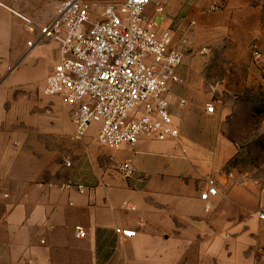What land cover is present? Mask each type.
<instances>
[{"label": "crops", "instance_id": "1", "mask_svg": "<svg viewBox=\"0 0 264 264\" xmlns=\"http://www.w3.org/2000/svg\"><path fill=\"white\" fill-rule=\"evenodd\" d=\"M59 2L0 0L42 25L53 18ZM241 2L168 0L158 17L172 45L186 54L169 93L178 139L140 140L111 151L96 144L94 126L79 142L65 128L53 135L48 129L36 147L43 155L56 148L69 163L58 161L50 169L35 166L33 152L26 149L31 135L0 132V264H264V220L258 217L264 210V163L250 169L231 165L242 154V142H251L253 156H264V113L257 114L259 104L243 99L246 92L264 91V57L240 60L237 52L248 42L226 35L241 18L235 16L239 9L256 13ZM151 10L146 8L148 14ZM30 39L24 22L0 6V82L14 65L5 79L12 87L50 73L57 44L29 50ZM215 50L221 62L217 70L211 68ZM210 76H218L216 84ZM215 91L219 97L211 102ZM207 103L214 105V114H206ZM2 118L0 104V124ZM252 119L257 128L245 135ZM124 162L134 170L130 178L118 171ZM227 172L245 184L225 179ZM213 177L219 194L204 212L199 195ZM76 185L84 187L83 194ZM124 201L134 210L123 207ZM75 226L86 230L85 238H76ZM116 228L136 236L121 238Z\"/></svg>", "mask_w": 264, "mask_h": 264}, {"label": "built area", "instance_id": "2", "mask_svg": "<svg viewBox=\"0 0 264 264\" xmlns=\"http://www.w3.org/2000/svg\"><path fill=\"white\" fill-rule=\"evenodd\" d=\"M167 2L124 0L100 6L83 0H60L53 18L43 25L0 3L24 22L31 34L26 42L29 50L45 42L57 44V62L39 81L40 92L44 97L60 98L71 108L73 142L81 141L93 126L96 144L111 151L124 144L134 146L140 140L178 139V127L169 111V93L170 86L179 81L176 69L186 54L182 47L172 45L170 31L157 24ZM96 6L101 12L93 20ZM149 6L152 10L148 14ZM15 69L16 65L9 66L7 71L10 74ZM205 112L214 114V105L207 103ZM118 171L124 178L134 175L130 162L122 163ZM224 177L234 184H245L233 172L224 173ZM75 188L84 193L82 185ZM218 194L216 179L209 178L199 195L204 212L210 210L209 199ZM122 206L134 210L126 201ZM258 217L264 220V210ZM74 231L76 238L86 237L82 226H75ZM114 233L121 238L136 236L135 231L124 228H116Z\"/></svg>", "mask_w": 264, "mask_h": 264}, {"label": "rangeland", "instance_id": "3", "mask_svg": "<svg viewBox=\"0 0 264 264\" xmlns=\"http://www.w3.org/2000/svg\"><path fill=\"white\" fill-rule=\"evenodd\" d=\"M88 4L104 5L108 3H120L124 0H83ZM244 3L251 7L256 13H250V10L239 9L235 16L241 15V18L237 23H234V28H227L226 35L228 37L243 38L249 45H242L245 50L238 51L237 54L240 60L249 58L251 60L254 57H264V0H244ZM241 2V4H244ZM101 8L96 6L92 11V19L97 20L99 18ZM232 15H230L231 17ZM247 16V17H246ZM233 17V16H232ZM231 17V18H232ZM246 17V18H244ZM161 19L158 18L157 24L159 25ZM25 27V26H24ZM226 36V37H227ZM220 51H224L220 50ZM223 53V52H222ZM215 59L211 65L213 70H217L220 62L219 50H215ZM20 66V65H19ZM7 68V66H6ZM6 72V77H3L0 82V104L3 107V118L0 124V132L3 134L15 135L20 138L31 135L28 141V147L26 149L29 152H33V159L36 167L52 168L58 161L62 165H66L63 158L58 155L56 148H51L49 154L41 153L42 151L36 147V144L40 143L43 133L45 134L50 129L51 135L55 133L56 128H65V132L69 135L72 133V125L69 120V108L66 107L60 98L44 97L40 92L41 82L36 81L34 83L27 82L19 84L18 86H8L5 79L9 77ZM212 84H216L218 76H210L208 78ZM234 79V78H232ZM219 93L215 91L211 102L218 99ZM244 104H259L256 107V113H264V91L251 94L246 92L243 96ZM261 104V105H260ZM260 106V107H259ZM54 107H56L54 109ZM261 108V109H258ZM249 120V119H248ZM256 120L252 119L245 126L247 134L250 135L251 130L257 128ZM48 122L51 124L48 125ZM56 123V124H55ZM71 127V131H70ZM39 139V141H38ZM240 146L241 156L235 158L231 165L243 169H250L259 163H264V156H253L254 151L251 149V142H242ZM264 146V143H261ZM260 144V145H261ZM49 155V156H48ZM45 164H44V162ZM264 174V173H262Z\"/></svg>", "mask_w": 264, "mask_h": 264}]
</instances>
